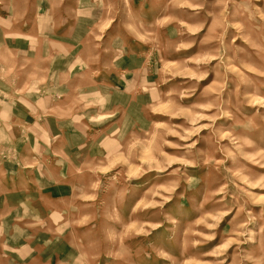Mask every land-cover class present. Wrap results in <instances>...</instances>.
I'll return each mask as SVG.
<instances>
[{
    "label": "rangeland",
    "instance_id": "1",
    "mask_svg": "<svg viewBox=\"0 0 264 264\" xmlns=\"http://www.w3.org/2000/svg\"><path fill=\"white\" fill-rule=\"evenodd\" d=\"M0 264H264V0H0Z\"/></svg>",
    "mask_w": 264,
    "mask_h": 264
}]
</instances>
